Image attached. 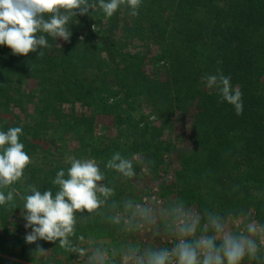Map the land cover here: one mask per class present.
Returning <instances> with one entry per match:
<instances>
[{
    "label": "trees",
    "instance_id": "16d2710c",
    "mask_svg": "<svg viewBox=\"0 0 264 264\" xmlns=\"http://www.w3.org/2000/svg\"><path fill=\"white\" fill-rule=\"evenodd\" d=\"M89 2L97 6L70 20V42L44 34L51 47L28 56L0 45V131L22 128L19 142L31 163L14 185L21 195L28 185L55 194L56 173L70 166L60 160L67 152L57 144L68 142L77 143V158L97 161L105 173L101 183L113 187L114 195L96 212L76 214L69 239L77 251L59 242L26 243L18 196L0 206V254L34 264H55L63 255V264H98L78 256L82 241L125 238L115 218L136 198L141 169L156 174L173 158L180 168L172 187L186 197L180 202L193 201L209 214L219 200L224 213L239 219L252 210L264 222V0H142L137 16L122 5L110 18L98 0ZM85 28L90 32L81 40ZM220 73L242 92L239 115L206 87L203 78ZM74 105L86 112L67 114L65 107ZM16 111L30 123L18 115L9 119ZM102 117L111 119L118 136L106 130L98 135ZM116 152L138 156L135 177L105 167ZM37 245L43 254L34 253ZM245 258L243 264H264V247L255 259ZM0 264L22 263L0 257Z\"/></svg>",
    "mask_w": 264,
    "mask_h": 264
},
{
    "label": "clouds",
    "instance_id": "9594fccd",
    "mask_svg": "<svg viewBox=\"0 0 264 264\" xmlns=\"http://www.w3.org/2000/svg\"><path fill=\"white\" fill-rule=\"evenodd\" d=\"M141 2L98 0V5L109 18L122 5L127 6L130 15L135 17ZM96 6L89 0H0V45L10 48L13 55L28 56L38 49L51 47L44 34L70 42L72 17L86 15ZM38 55L43 56V51ZM203 79L206 87L218 91L222 101L234 106L237 115L242 113V92L238 87L233 90L230 77L220 73L206 75ZM21 134L20 127L0 131V206L13 204L18 196L23 201L21 215L26 220L25 228L31 229L25 236L26 243L59 242L67 250L77 251L71 247L69 239L75 235L76 214L96 212L114 195L115 189L101 183L105 173L95 159L70 156L67 173L61 169L52 181L57 187L55 194L50 189L41 191L28 185L26 193L21 195L14 185L23 178L31 163L24 144L19 142ZM105 167L124 178L136 176L133 161L119 152L111 156ZM177 219V243L170 250L162 248L148 252L146 257H136L135 264H243L245 257L256 258L259 251L257 238L264 244V224L255 220L246 224V234L236 235L228 230L223 218L208 214L206 223L210 234L198 236L201 218L197 213L181 210ZM116 222H119L118 218ZM44 252L45 249L37 245L34 253Z\"/></svg>",
    "mask_w": 264,
    "mask_h": 264
},
{
    "label": "rangeland",
    "instance_id": "374dc122",
    "mask_svg": "<svg viewBox=\"0 0 264 264\" xmlns=\"http://www.w3.org/2000/svg\"><path fill=\"white\" fill-rule=\"evenodd\" d=\"M89 30V28L82 29L79 32V39L83 37V40H85L89 34L88 32H90ZM91 30L94 31L93 29ZM30 107L28 106V113H32L33 111L31 110L32 107ZM65 111L67 114L78 113L80 115L86 112V110H83L79 105L66 106ZM21 114L22 113L19 111H16L15 114L9 116V119L16 120L18 118H16L15 115H18L21 116L22 122L30 123L31 120L25 118ZM87 114L90 115L91 112H87ZM100 119L101 120L97 123L98 135L106 130L108 133L118 136V132L114 129L110 118L102 117ZM150 120L153 121V124L156 126L161 125V121L157 120L154 116H151ZM166 137L171 139L172 136L171 134H166ZM76 147V142L57 144L58 149L62 150L63 148L66 150L64 152H67L65 156L60 159L63 164H69L68 158L70 156L76 157L75 154H72ZM131 160L137 161L138 156H132ZM167 164V166L156 172V174H153L147 167L141 169L140 174L142 175V178H140V180L137 178L134 181L136 183V188L134 187L136 198L130 197V200L124 207L125 209L120 210L115 218V223L121 224L126 229L127 234L125 235V238H118V241H113L111 238L100 239L97 237L85 239L81 243L82 247L85 249L82 250L80 254L78 252V256L82 257L84 262L95 258L98 264H135L134 262L129 261L130 257L135 252L140 253L142 256H146L150 251H157L162 248L168 249L171 245L169 242L170 239L174 240L173 245L177 243L175 241L177 240V218L180 215L181 210L195 212L200 216L201 222L197 231L198 236L210 234V228L206 223L208 216L207 207H204L205 212H203L193 201H190V203L180 202L185 201L184 199H186V197H182L179 190L172 187V184L175 182L176 170L180 168V164L174 158L168 160ZM134 182L133 186H135ZM162 194L164 196H162ZM128 195L129 194H126L120 199L121 205L126 203V196ZM168 202L172 203V208L169 206ZM222 207L223 205L219 200L213 202V206L209 208V214L218 215L223 218L227 223L228 230L233 234H246L245 226L248 221H256V218L253 217L254 214L252 213L254 212H252V210L237 219L234 215L224 213L223 211L226 210V208ZM117 218L119 222H116ZM19 221L20 230L24 231L25 236L31 231V229L25 228L26 221H22L21 219H19ZM257 223L264 224V222L261 221H258ZM0 231L2 233V230ZM257 242L259 249L264 247V244H260L259 238H257ZM99 248L100 252H98ZM0 257L22 264H34L1 254ZM71 259L74 260L73 257H71ZM63 263H66V257L64 255L56 259L55 262V264ZM248 264L253 263L250 261Z\"/></svg>",
    "mask_w": 264,
    "mask_h": 264
},
{
    "label": "built area",
    "instance_id": "2783aa9c",
    "mask_svg": "<svg viewBox=\"0 0 264 264\" xmlns=\"http://www.w3.org/2000/svg\"><path fill=\"white\" fill-rule=\"evenodd\" d=\"M173 239H170L169 240V242H170V246H169V250L172 248V246H173ZM176 242H177V240H175ZM136 257H146V256H142L140 253H138V252H135L131 257H130V259H129V261H131V262H134L135 263V258Z\"/></svg>",
    "mask_w": 264,
    "mask_h": 264
}]
</instances>
